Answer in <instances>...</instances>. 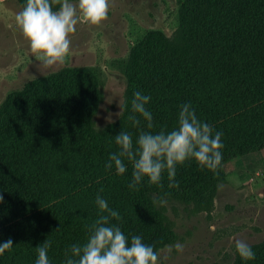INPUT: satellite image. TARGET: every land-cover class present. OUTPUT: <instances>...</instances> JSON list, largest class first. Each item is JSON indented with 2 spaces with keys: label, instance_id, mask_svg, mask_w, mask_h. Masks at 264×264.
Wrapping results in <instances>:
<instances>
[{
  "label": "trees",
  "instance_id": "trees-1",
  "mask_svg": "<svg viewBox=\"0 0 264 264\" xmlns=\"http://www.w3.org/2000/svg\"><path fill=\"white\" fill-rule=\"evenodd\" d=\"M17 2L22 9L26 0ZM120 69V111L101 126L92 120L100 79L90 66L33 76L0 100V243L13 241L0 261L36 260V247L46 239L49 259L65 258L71 245L85 242L86 225L98 217V194L121 214L111 223L129 241L140 235L155 251L175 234L154 198L168 193L166 200L208 210L211 171L194 160L177 165L178 188L168 187L165 172L163 188L145 178L133 190L131 164L125 161L123 175L105 168L118 151L115 135L129 132L135 142L142 130L170 131L182 104L190 103L202 122L222 132V162L264 147V0H177L176 25L168 34L147 29ZM136 91L151 97L152 129L142 117L137 127L128 120ZM248 244L255 259L235 252L233 264H264V234Z\"/></svg>",
  "mask_w": 264,
  "mask_h": 264
},
{
  "label": "rangeland",
  "instance_id": "rangeland-1",
  "mask_svg": "<svg viewBox=\"0 0 264 264\" xmlns=\"http://www.w3.org/2000/svg\"><path fill=\"white\" fill-rule=\"evenodd\" d=\"M20 10L17 0H0V100L33 76L66 65L90 66L100 79L92 114L95 126L113 120L120 111V64L130 45L149 28L168 34L177 23V0H111L108 19L98 26L78 24L70 37L66 62L45 70L16 27L14 17ZM217 172L208 174L214 185L208 210H194L189 204L167 199L164 213L171 219L175 235L158 248L160 264H233V237L248 243L264 234V199L260 198L264 193V147L222 162ZM176 243L183 244L184 251L173 248L169 254L166 246ZM49 260L50 264H64L65 258ZM0 264H35V260H1Z\"/></svg>",
  "mask_w": 264,
  "mask_h": 264
},
{
  "label": "clouds",
  "instance_id": "clouds-1",
  "mask_svg": "<svg viewBox=\"0 0 264 264\" xmlns=\"http://www.w3.org/2000/svg\"><path fill=\"white\" fill-rule=\"evenodd\" d=\"M110 3L111 0H26L14 19L16 27L28 41L31 54L40 62L39 67L47 70L66 62L71 51L70 37L78 24L98 26L108 19ZM150 100L149 95L140 91L133 93L128 116L133 127L140 125L138 117H142L147 128H153V115L146 108ZM222 135V132H214L211 125L202 122L190 103H185L180 106L176 127L170 131L142 130L135 142L129 132L120 131L115 135L118 151L109 154L105 168L114 166L117 175H123L127 171L125 161L131 164L132 180L128 187L133 190H138L145 178L148 184L163 188L165 172L168 187L178 188L179 182L175 180L177 165L188 160H194L201 169L218 175L223 159ZM164 196L154 198L153 204L166 206ZM260 198L264 199V193ZM3 199L0 195V202ZM95 204L99 210L98 217L86 225L85 242L73 244L65 251L64 264H160V254L154 245L144 243L140 235H132L129 241L119 224L111 223L113 219L121 221V214L110 208L99 194ZM210 230L214 231V226H210ZM232 243L243 260L255 259L256 253L248 243L234 237ZM12 247V239L0 243V255ZM50 248L51 241L47 239L36 247L35 264H50ZM173 248L178 253L184 251V245L180 243L166 246L169 254Z\"/></svg>",
  "mask_w": 264,
  "mask_h": 264
}]
</instances>
